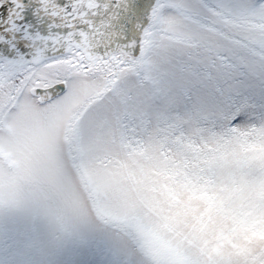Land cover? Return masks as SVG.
<instances>
[{"label": "rangeland", "instance_id": "1", "mask_svg": "<svg viewBox=\"0 0 264 264\" xmlns=\"http://www.w3.org/2000/svg\"><path fill=\"white\" fill-rule=\"evenodd\" d=\"M82 63L65 110L0 88V264H264V113L138 110Z\"/></svg>", "mask_w": 264, "mask_h": 264}, {"label": "snow or ice", "instance_id": "2", "mask_svg": "<svg viewBox=\"0 0 264 264\" xmlns=\"http://www.w3.org/2000/svg\"><path fill=\"white\" fill-rule=\"evenodd\" d=\"M82 62L117 68L138 110L237 123L264 113V0H0V84L17 109L28 89L73 106Z\"/></svg>", "mask_w": 264, "mask_h": 264}, {"label": "trees", "instance_id": "3", "mask_svg": "<svg viewBox=\"0 0 264 264\" xmlns=\"http://www.w3.org/2000/svg\"><path fill=\"white\" fill-rule=\"evenodd\" d=\"M80 114V110L74 112L70 117H69V120H68V125H67V132H66V138H67V145H68V151L72 157V163L74 164V167H76L77 169H80L79 168V164H78V161L76 159V144L74 142V123H75V119L77 118V116H79ZM81 173L80 170H78ZM102 219H104L105 221L109 222V224L112 223V221L108 218H106L105 216L102 217ZM114 226H117V224L113 223ZM118 227V226H117Z\"/></svg>", "mask_w": 264, "mask_h": 264}, {"label": "flooded vegetation", "instance_id": "4", "mask_svg": "<svg viewBox=\"0 0 264 264\" xmlns=\"http://www.w3.org/2000/svg\"><path fill=\"white\" fill-rule=\"evenodd\" d=\"M84 63H86V62H84ZM77 67H79V66H77ZM104 68L107 69L108 71H110V67H108L107 65H105V63H104ZM81 69H82V68H81ZM81 69H80V71H82ZM84 73H85V72H84ZM84 73H81V74H84ZM85 74H86V73H85ZM107 79L110 80V76H109ZM4 87H6V85H4V84H0V88H1V90H4ZM11 87H12L11 85H7V92H8L9 89H11ZM30 91H31V89L29 90V92H30ZM16 96H17V92H14V93L12 94V96L10 97V99L13 100V99L16 98ZM36 98H37V97H36ZM0 103H3V102L0 101ZM4 112H5V111H4ZM3 114H4V113H1V114H0V120H1V118H2V116H3Z\"/></svg>", "mask_w": 264, "mask_h": 264}, {"label": "water", "instance_id": "5", "mask_svg": "<svg viewBox=\"0 0 264 264\" xmlns=\"http://www.w3.org/2000/svg\"><path fill=\"white\" fill-rule=\"evenodd\" d=\"M96 64H104V63H103V62H98V63H96ZM31 93L34 95V90H33V89H31ZM35 96H37L38 99H39V101L42 102V97H41V96H38V95H35Z\"/></svg>", "mask_w": 264, "mask_h": 264}]
</instances>
